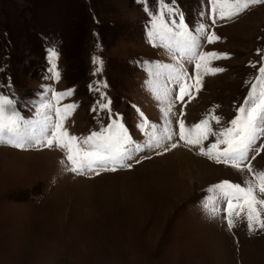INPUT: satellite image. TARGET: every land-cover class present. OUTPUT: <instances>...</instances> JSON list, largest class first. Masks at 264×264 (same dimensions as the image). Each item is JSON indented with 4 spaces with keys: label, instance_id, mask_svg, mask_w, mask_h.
Wrapping results in <instances>:
<instances>
[{
    "label": "rangeland",
    "instance_id": "obj_1",
    "mask_svg": "<svg viewBox=\"0 0 264 264\" xmlns=\"http://www.w3.org/2000/svg\"><path fill=\"white\" fill-rule=\"evenodd\" d=\"M163 3L183 13L194 35L204 23L220 38L208 44L201 36L202 51L228 56L211 64L223 72L203 75L200 90L190 88L183 100L176 99L178 85L169 83L167 117L166 105L150 90L154 65L179 59L154 47L149 36L161 0H0V96L12 99L25 120L38 118L42 102L55 104L53 92L71 91L58 105L76 106L65 120L70 135L82 140L120 118L143 146L139 109L160 131L177 133L167 147L178 145L145 148L125 161L130 168L99 175L67 171L58 148L0 145V264H264V231L250 232L244 219L229 229L223 210L213 217L203 207L212 185L256 184L247 164L264 171V138L238 171L200 155V146L185 145L178 135L180 120L190 129L209 118L218 132L237 115L264 64V4L213 24L207 0ZM52 50L58 52V81L50 71ZM195 63L181 60L193 78L189 85ZM215 140L210 135L202 146ZM256 195L264 199L258 188Z\"/></svg>",
    "mask_w": 264,
    "mask_h": 264
},
{
    "label": "snow or ice",
    "instance_id": "obj_2",
    "mask_svg": "<svg viewBox=\"0 0 264 264\" xmlns=\"http://www.w3.org/2000/svg\"><path fill=\"white\" fill-rule=\"evenodd\" d=\"M163 5L160 14L154 16L152 20V30L149 32L153 46L163 47L170 54L178 53L179 59L175 65H154V71L151 75V91L161 104L166 105L162 108L165 117L172 110L173 89L168 87L169 83L178 85L179 95L176 99L183 100L185 95L190 94V88L195 87L197 91L202 87L203 75H215L224 71L223 68L211 66L212 62L219 59L228 58L227 54L215 51H202L200 37H205L208 44H213L220 38L214 33L207 32V26L201 23L194 35L188 24L185 23L183 13L177 9ZM210 5L212 23L216 19L231 20L238 17L244 11L253 5L264 4V0H207ZM147 12L148 9L145 8ZM167 15H177V20L170 23L165 18ZM203 18L205 13L200 14ZM159 41V44L156 43ZM259 54V53H258ZM58 59V52H50V71L53 77L58 81L60 73L57 70L55 60ZM181 60L188 62L195 61V79L193 84L189 85L186 81L193 79L183 68ZM94 63L97 59L94 58ZM99 63L102 64V61ZM177 65H179L177 67ZM255 67V65H253ZM101 69L98 68L97 71ZM259 75L255 78V83L251 84L248 96L242 106L237 109V115L229 122V126L221 128L218 132L213 131L209 118L188 129L184 121L179 123V137L185 145L200 146L199 154L214 159L218 164L229 165L238 171H244V163L250 159L249 152L257 145V141L264 138V64L258 69ZM107 87V84L104 85ZM99 90V89H98ZM52 92L51 89L47 90ZM67 93H52V100L56 103L42 102L37 108V119L34 121L25 120L15 111V102L6 96H0V145H8L13 148L25 150L28 147H46L48 149L58 148L65 153L68 164L66 170L76 175H87L100 172H115L118 168H130L131 165L125 163L133 159L134 153L144 151L145 148L164 147L165 151L176 148L178 145L172 143L170 148L166 142L172 140L177 135L171 128L165 127L162 131L158 129L155 123H151L143 112L139 113L141 118L137 125L142 133L147 136L145 145L137 144L129 135L127 128L120 118L112 120L107 127H102L98 132H92L82 140L76 136L70 135L65 128V120L75 109V105L58 106L60 100ZM110 104V101H109ZM108 107V104L102 105ZM110 111V109H109ZM54 113V116H53ZM210 119L220 123L218 116H211ZM170 123V121H169ZM150 129V131H149ZM216 137L214 143L207 149L203 147V141L209 136ZM221 145H224L221 149ZM259 147H264L260 145ZM259 149L257 148V151ZM162 155L163 153H157ZM147 158V157H146ZM254 159V157H252ZM62 163H64L62 161ZM70 165V167L68 166ZM247 171L252 173L256 184L246 181V186L234 184L229 181H223L212 185L208 189V195L203 202L204 209L213 217L218 215L221 210L226 213V220L229 229L235 226V220L244 219L250 232L257 229L264 231V199H259L256 195V189L264 194V171L256 172L251 164H247ZM223 204V209L217 207Z\"/></svg>",
    "mask_w": 264,
    "mask_h": 264
},
{
    "label": "bare ground",
    "instance_id": "obj_3",
    "mask_svg": "<svg viewBox=\"0 0 264 264\" xmlns=\"http://www.w3.org/2000/svg\"><path fill=\"white\" fill-rule=\"evenodd\" d=\"M194 104H195V103H194ZM194 104H193V105H194ZM180 164H181V163H180ZM202 165H203V164H202ZM189 166H190V165H189ZM199 169H200V168L198 167L197 170H199ZM201 170H202V169H201ZM195 171H196V170H195ZM180 173H181V172H180ZM198 173H199V172H198ZM173 181H174V180L172 179L171 182L173 183ZM172 185H173V184H172ZM174 185H176V184H174ZM178 186H179V185H178ZM173 188L175 189V187H173ZM177 188H178V187H177ZM174 189H173V190H174ZM178 191H179V190H178Z\"/></svg>",
    "mask_w": 264,
    "mask_h": 264
}]
</instances>
